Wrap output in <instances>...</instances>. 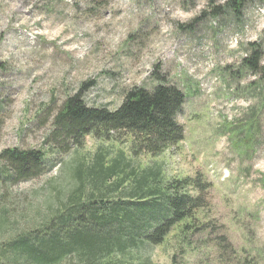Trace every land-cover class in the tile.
Listing matches in <instances>:
<instances>
[{"label":"rangeland","instance_id":"rangeland-1","mask_svg":"<svg viewBox=\"0 0 264 264\" xmlns=\"http://www.w3.org/2000/svg\"><path fill=\"white\" fill-rule=\"evenodd\" d=\"M227 1L0 0V154L47 151L55 116L78 93L89 108L110 111L137 87L185 94L177 117L185 139L155 161L170 177H202L210 215L190 248L175 232L146 248L148 264H264V75L242 64L258 48L264 67V0L239 14ZM127 145L90 137L45 175L0 180V245L30 233V218L38 222L68 191L69 171L82 162L123 151L132 167L153 165Z\"/></svg>","mask_w":264,"mask_h":264},{"label":"trees","instance_id":"trees-1","mask_svg":"<svg viewBox=\"0 0 264 264\" xmlns=\"http://www.w3.org/2000/svg\"><path fill=\"white\" fill-rule=\"evenodd\" d=\"M249 2L228 0L225 9L239 14ZM259 54L254 48L242 64L264 75ZM123 99L110 111L89 108L79 93L70 96L52 122L47 151H2L0 180L15 183L50 172L57 167V156L83 149L90 137L111 146L128 144L132 158L145 156L154 163L137 169L130 164L134 160L126 162L123 151L82 162L69 171L73 185L48 205L39 223L30 218V233L14 232L0 245V264H148L142 252L163 245L172 232V238L190 248L210 215L209 186L198 175L170 177L163 161H155L185 139L177 117L186 96L175 86L159 84L150 91L133 88Z\"/></svg>","mask_w":264,"mask_h":264}]
</instances>
